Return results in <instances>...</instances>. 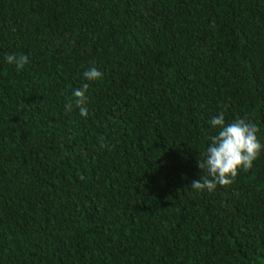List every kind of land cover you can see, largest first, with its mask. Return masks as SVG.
<instances>
[{
  "label": "trees",
  "instance_id": "trees-1",
  "mask_svg": "<svg viewBox=\"0 0 264 264\" xmlns=\"http://www.w3.org/2000/svg\"><path fill=\"white\" fill-rule=\"evenodd\" d=\"M0 264H264V0H0Z\"/></svg>",
  "mask_w": 264,
  "mask_h": 264
}]
</instances>
